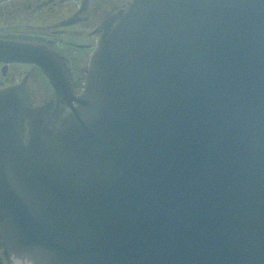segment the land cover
<instances>
[{
    "label": "water",
    "instance_id": "water-1",
    "mask_svg": "<svg viewBox=\"0 0 264 264\" xmlns=\"http://www.w3.org/2000/svg\"><path fill=\"white\" fill-rule=\"evenodd\" d=\"M17 49L71 114L45 134L44 107L0 90L13 264H264V0H131L79 96Z\"/></svg>",
    "mask_w": 264,
    "mask_h": 264
},
{
    "label": "flooded vegetation",
    "instance_id": "flooded-vegetation-1",
    "mask_svg": "<svg viewBox=\"0 0 264 264\" xmlns=\"http://www.w3.org/2000/svg\"><path fill=\"white\" fill-rule=\"evenodd\" d=\"M125 4L126 0H0V41L3 45L14 42L40 50L44 58L56 63L55 68L65 72L70 92L77 95L98 35L108 30L116 19L111 20L112 14H121ZM68 20L72 23L61 26ZM20 83L34 103L39 99L40 104H57L55 91L36 63L28 58L1 56L0 89ZM68 112L65 107L57 109L47 120V130H52Z\"/></svg>",
    "mask_w": 264,
    "mask_h": 264
},
{
    "label": "rangeland",
    "instance_id": "rangeland-1",
    "mask_svg": "<svg viewBox=\"0 0 264 264\" xmlns=\"http://www.w3.org/2000/svg\"><path fill=\"white\" fill-rule=\"evenodd\" d=\"M106 14H108V12H106ZM35 101H37L38 103H41V101H40L39 99H35ZM37 102H36V103H37ZM0 262H1L2 264H5V260L3 259L2 256H0Z\"/></svg>",
    "mask_w": 264,
    "mask_h": 264
}]
</instances>
